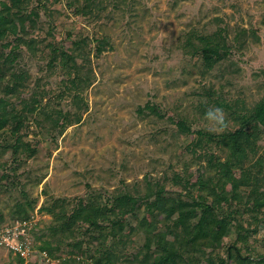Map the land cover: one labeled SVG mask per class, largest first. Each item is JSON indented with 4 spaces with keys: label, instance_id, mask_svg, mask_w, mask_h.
<instances>
[{
    "label": "rangeland",
    "instance_id": "374dc122",
    "mask_svg": "<svg viewBox=\"0 0 264 264\" xmlns=\"http://www.w3.org/2000/svg\"><path fill=\"white\" fill-rule=\"evenodd\" d=\"M10 5L0 0V9ZM32 7L39 13L29 35L35 47L21 49L28 87L17 107L31 110L37 100L36 111L19 140L0 137V172L11 176L0 191V228L22 219L17 212L29 202L28 215H38V228L47 231L59 218L41 208L58 200L71 211L92 194L106 202L123 189L145 192L149 178L174 171H187L196 186L207 173L203 143L181 130L189 121L193 130L209 131L206 114L220 107L209 101L206 89L247 108L264 96V0H34ZM219 28L227 31L232 52L221 68L207 73L202 60L187 50L186 40L193 30L209 34ZM102 39L107 43L99 51ZM77 41L84 42L80 50ZM55 45L66 47L81 77L92 81L80 98L74 97L60 62L50 63ZM221 109L224 131L233 130L232 116ZM44 112L72 119L79 113L81 122L58 135ZM263 146L264 141L256 143L252 154L258 156ZM32 148L37 153L29 157ZM220 148L216 143L213 152L224 158ZM168 191L180 197L172 187ZM145 217L140 212L127 231L134 243L135 226ZM236 238L233 232L226 243ZM248 246L254 257L264 253V229L251 233ZM69 251L62 246L46 264H63ZM0 264H19V259L0 247ZM22 264L41 260L36 254Z\"/></svg>",
    "mask_w": 264,
    "mask_h": 264
},
{
    "label": "trees",
    "instance_id": "16d2710c",
    "mask_svg": "<svg viewBox=\"0 0 264 264\" xmlns=\"http://www.w3.org/2000/svg\"><path fill=\"white\" fill-rule=\"evenodd\" d=\"M33 1L10 0V8L0 9V137L9 135L16 140L36 111L37 100L31 110L17 107L23 90L28 87L22 78L27 71L22 64L21 49L35 47V40L29 37L39 16L32 7ZM106 43V39L100 40L98 50H103ZM74 44L80 50L84 42ZM185 46L193 57L202 60L207 73L221 68L233 48L223 28L209 34L193 30ZM241 46L242 43L237 44ZM67 50L55 45L50 63L60 62L74 97L80 98L92 81L81 77L80 66L72 62ZM206 94L210 102L232 116L235 128L221 133L202 128L193 130L191 122L183 121L181 131L198 136L207 159V173L197 185L192 186L187 171H174L172 176L149 178L145 192L123 189L112 193L106 202L92 194L80 199L71 211L59 205V200L54 205L43 206L41 212L59 218V223L49 226L47 231L37 228L33 234L41 264L47 263L43 252L54 255L64 245L70 251L63 264H264V253L254 257L248 252L251 233L264 229V146L258 156L251 152L256 143L264 141V96L247 108L238 101L227 103L212 87L206 89ZM150 109L157 113L156 107ZM60 113L44 114L58 135L73 123L81 122L79 113L74 119ZM216 143L220 144L224 158L215 156ZM36 153L37 149L32 148L29 157ZM14 170L16 174L17 168ZM10 178V174L0 172V191L7 187L5 183ZM168 187L180 197L171 196ZM215 200L220 203L216 204ZM96 206L99 209L94 212ZM58 207L60 211L56 210ZM28 208L20 209L18 215L28 217L30 202ZM140 212L146 217L135 226L137 242L134 243L127 231L133 229L131 224ZM2 221L0 215V225ZM253 224L256 226L251 228ZM48 232L49 239L45 238ZM233 232L237 238L227 244L226 238ZM78 237L82 241L73 244L71 240ZM18 259L19 264L24 263Z\"/></svg>",
    "mask_w": 264,
    "mask_h": 264
},
{
    "label": "built area",
    "instance_id": "2783aa9c",
    "mask_svg": "<svg viewBox=\"0 0 264 264\" xmlns=\"http://www.w3.org/2000/svg\"><path fill=\"white\" fill-rule=\"evenodd\" d=\"M38 215H30L0 228V247L6 248L16 257L27 261L36 255L33 234L40 225ZM47 262L50 256L43 252Z\"/></svg>",
    "mask_w": 264,
    "mask_h": 264
},
{
    "label": "clouds",
    "instance_id": "9594fccd",
    "mask_svg": "<svg viewBox=\"0 0 264 264\" xmlns=\"http://www.w3.org/2000/svg\"><path fill=\"white\" fill-rule=\"evenodd\" d=\"M206 118L209 120V131L217 132L224 131L226 128L225 114L221 108H212L207 114Z\"/></svg>",
    "mask_w": 264,
    "mask_h": 264
}]
</instances>
